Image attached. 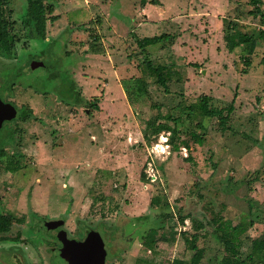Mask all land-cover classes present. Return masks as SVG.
Returning <instances> with one entry per match:
<instances>
[{
    "label": "rangeland",
    "instance_id": "1",
    "mask_svg": "<svg viewBox=\"0 0 264 264\" xmlns=\"http://www.w3.org/2000/svg\"><path fill=\"white\" fill-rule=\"evenodd\" d=\"M254 1L9 0L18 41L15 56L0 57V236L18 241L0 244V264H65L57 229L81 238L101 225L114 229L99 232L108 264L187 262L194 233L200 264H219L208 224L217 214L254 223L241 237L253 264L251 241L264 235V39L245 66L229 27L264 30L253 15L264 0ZM28 9L34 41L22 24ZM166 33L172 40L148 53L136 45ZM148 60L164 67L168 93ZM70 78L96 110L58 99ZM203 95L218 109L233 102L227 129L186 109Z\"/></svg>",
    "mask_w": 264,
    "mask_h": 264
},
{
    "label": "trees",
    "instance_id": "2",
    "mask_svg": "<svg viewBox=\"0 0 264 264\" xmlns=\"http://www.w3.org/2000/svg\"><path fill=\"white\" fill-rule=\"evenodd\" d=\"M31 1V0H30ZM257 0L254 1L256 4ZM259 1V0H258ZM30 3V2H29ZM54 4L50 3L45 7H41L38 11V15L40 17H44L45 13L52 15L54 10ZM27 14L29 15L22 24L24 28L28 29V33L26 38L29 40H33L36 37V28L38 27V20L35 18L30 10L28 9ZM254 16H260V23L264 25V12L260 9L259 6L256 7V12L253 14ZM49 20L51 22L55 21V17L50 16ZM232 30L231 34L229 35V40L232 42V48L242 47L244 46V65H250L249 57L255 52L257 47V40L264 39V30L259 31L257 36L248 35L245 33H241L238 31L236 24H233L229 27ZM14 31V22L11 20V12L9 11V0H0V57H11L15 56L16 54V43L17 38L13 34ZM173 38L170 34H161L160 36H153V37H146L142 39L136 40V45L139 50H145L147 52V48L150 46H160L164 45L165 43L171 41ZM15 53V54H14ZM148 55V54H147ZM264 61V60H263ZM146 73L149 77H155L156 83L164 88L165 93H168V86H167V79L163 74L164 67L156 66L150 60L146 61ZM56 77L53 75L52 78ZM69 88L67 90H63L60 92L58 99L65 103L66 105H74V106H81L86 108V110H96V106L94 102H90L85 100L79 88H77L74 80L72 78ZM139 81V80H137ZM146 87L141 84L139 88H137L138 92L147 93ZM45 94V93H44ZM43 94V95H44ZM64 97V98H62ZM211 98L207 95H203L199 103L189 105L186 107L189 112H197L202 117L208 118H216L219 122L220 128L225 130L228 128L227 123L229 121V117L234 111L233 102L224 109H218L212 107L210 104ZM20 118L23 120L28 119L32 111L29 109H20ZM201 127V126H198ZM11 133L9 136H13L14 138V131L11 129ZM179 133L177 129H172L170 132L169 137V145L171 146L172 151H178L180 149L178 141ZM12 138V137H11ZM145 140L149 141V139L145 136ZM186 147V146H185ZM2 149H0V157L2 154ZM189 161V160H187ZM156 203L155 200L151 201V205ZM183 222V218L180 220ZM208 224L212 225V232L211 234L217 240L221 246L223 247L224 256L221 258L219 264H247L244 259H242L241 254V247H242V239L241 237L247 232L249 228L253 226V222L244 223L241 222L239 224H233L230 220L225 219L221 214H217L214 216ZM120 229V227H118ZM7 231V230H6ZM186 236L185 232L182 233ZM199 240V234L194 233L190 236V238H184V244L192 252L190 259L185 262L181 259H174L171 264H200L201 260L203 259V250L197 246V241ZM18 241V237L10 238L7 236H0V244L3 243H16ZM247 259L252 262L253 264H264V235L258 238H255L251 241V249L250 253L247 255Z\"/></svg>",
    "mask_w": 264,
    "mask_h": 264
},
{
    "label": "water",
    "instance_id": "3",
    "mask_svg": "<svg viewBox=\"0 0 264 264\" xmlns=\"http://www.w3.org/2000/svg\"><path fill=\"white\" fill-rule=\"evenodd\" d=\"M32 65L37 67L34 63ZM58 239L64 243L60 256L67 264H104L103 242L99 234L90 232L83 242H78L67 240L65 232L60 231Z\"/></svg>",
    "mask_w": 264,
    "mask_h": 264
},
{
    "label": "flooded vegetation",
    "instance_id": "4",
    "mask_svg": "<svg viewBox=\"0 0 264 264\" xmlns=\"http://www.w3.org/2000/svg\"><path fill=\"white\" fill-rule=\"evenodd\" d=\"M8 116V115H7ZM14 117V115L12 116H8V117H5V119L7 120V121H10L12 118ZM3 119H4V117H3ZM11 122V121H10ZM43 224H41V226H42ZM100 229H102V230H104L105 232H106V234H108V233H112L113 231H114V229H112V230H109V229H107V228H105L104 226H102L101 225V227H100ZM100 229H98V230H91V229H88V230H86V232L83 234V237H81V238H73V237H71V236H69V234L67 233V231L66 230H64L63 228H58L57 229V232H55V234H56V236H55V239H56V241H57V252H59V255H60V252H61V250L62 249H64V243L63 242H61L59 239H58V234H59V232L60 231H64L65 232V234H66V239L67 240H75V241H78V242H83L84 240H85V238L87 237V235L90 233V232H94V233H97V234H99L100 235ZM101 237V236H100ZM102 239V238H101ZM103 242V241H102ZM11 243V242H10ZM13 243V242H12ZM59 245V246H58ZM53 250V249H52ZM102 255H103V257H104V264H108V262H109V260H107L106 259V257L104 256V245H103V248H102ZM61 257V256H60ZM62 258V257H61ZM63 260H64V262H65V264H67V261H66V259H64L63 258Z\"/></svg>",
    "mask_w": 264,
    "mask_h": 264
},
{
    "label": "crops",
    "instance_id": "5",
    "mask_svg": "<svg viewBox=\"0 0 264 264\" xmlns=\"http://www.w3.org/2000/svg\"><path fill=\"white\" fill-rule=\"evenodd\" d=\"M34 41V40H33ZM74 147V149L76 148V149H79L80 147L79 146H77V145H73Z\"/></svg>",
    "mask_w": 264,
    "mask_h": 264
}]
</instances>
